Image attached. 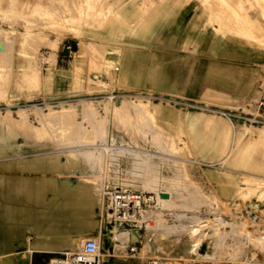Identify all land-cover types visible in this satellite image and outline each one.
I'll use <instances>...</instances> for the list:
<instances>
[{
    "label": "rangeland",
    "instance_id": "obj_1",
    "mask_svg": "<svg viewBox=\"0 0 264 264\" xmlns=\"http://www.w3.org/2000/svg\"><path fill=\"white\" fill-rule=\"evenodd\" d=\"M60 6L62 16L58 9L42 11L35 6L27 14L22 7L18 15L28 28H0V57L31 56L51 64L59 56L88 58L91 76L83 93L64 100L35 99L31 105H38L39 111H17L16 118L5 110L12 100L9 70L0 66V191L40 189L38 200L45 195L47 203L64 181L77 185L92 178L101 186L102 201L105 188L155 192L143 187L149 173L164 184H176L166 206L174 210L148 220L141 217V238L129 241L122 257L136 262L142 256L146 264L157 257L171 264H264V199H257L264 192V139L257 133L264 130V118L256 109L264 98V0H62ZM157 30L161 35L154 33ZM19 41L21 54H16ZM39 82V75L32 74L17 86L22 91L27 83L36 90ZM254 118L258 120L253 122ZM233 125L249 127L238 142L228 132ZM14 135L59 140L61 146L94 143L84 147L107 148L102 156H108L97 172L86 168L89 158L80 159L78 153L73 161L62 154L50 160L41 155L17 160L16 155L3 154L9 149L3 142ZM171 139L182 144L173 154L164 150ZM241 205L245 209L237 211ZM221 207L235 208L224 219L230 224L215 233L207 226L194 250L182 247L192 245L190 235L183 241L160 236L165 221H176L175 213L208 223L216 220ZM75 220L79 226L85 218ZM85 227L79 228V248L94 237L101 244L100 257L110 256L103 230L113 225L100 215L95 230ZM28 229L17 230L10 244L2 234L1 250L18 249L14 264H52L53 255L67 259L79 250L72 249L69 239L39 243ZM134 242L139 253L132 256L127 248Z\"/></svg>",
    "mask_w": 264,
    "mask_h": 264
},
{
    "label": "bare ground",
    "instance_id": "obj_2",
    "mask_svg": "<svg viewBox=\"0 0 264 264\" xmlns=\"http://www.w3.org/2000/svg\"><path fill=\"white\" fill-rule=\"evenodd\" d=\"M92 1H94V0H92ZM102 6H104V5H102ZM54 7H56V6H54ZM65 10H66V6H65ZM88 10H89V8H88ZM221 10H222V8H221ZM92 16H93V14H92ZM232 16H233V14H232ZM238 21H239V19H238ZM109 62L110 63H108L107 66L110 69L111 66H113L112 62H115V61L112 59ZM84 105H86V103H84ZM141 110H143V109H141ZM20 111L23 112V110H20ZM145 112L147 113L148 111L146 110ZM142 113H144V112H142ZM141 118H143V117L141 116ZM146 118H148V117H146ZM248 129H249V127H247L245 125H243V126H241V125L234 126L233 125L232 127L228 128V132H230V131L233 132V136H232L231 140L235 139V141L238 142L241 134L245 130H248ZM159 132H160V130H159ZM257 133L259 134L260 138L264 139V130H258ZM131 136H132V134H131ZM99 144L103 145L102 143H99ZM236 144H235V146H236ZM180 145H182V144L176 143L174 139H171V140L167 141L166 148H164V150H166L167 152H171L173 154L174 152H176L175 150L179 149ZM106 149L105 148L104 149L95 148L92 150L89 149V150L82 152V153L80 152V154H81L80 159H84L85 157L89 158V160L86 164V168H88L94 172H97V170L100 171L101 168L103 167V163L106 162V161H103L104 157L106 158L108 156V155L104 156V157L102 156V152H103L102 150L106 151ZM107 150H109V149H107ZM166 151H164V152H166ZM61 153H63V152H61ZM240 153H239V155H240ZM63 154L65 156V159H67L68 161H73L72 159L74 158V156L76 154V150H74V152H68V153H63ZM135 154L139 155V153H135ZM167 156H169V155H167ZM56 159L59 160V157H56ZM227 161H226V163H227ZM245 181H247V180H245ZM80 182H81L80 184L75 185V184L71 183L70 181H64L60 186L57 185L53 189V191L50 193V195L48 196L50 201L47 200V203H45L46 199H47L45 197V195H44L43 201L39 202L38 194L40 192V189H34V188L30 187L26 191H23L22 193H19L18 191L13 190V189H5L3 191H0V212L2 211V214H3V219L0 220V242L3 239L2 234L6 233L8 236L7 240L10 244V242L16 238L15 235H16L17 230H20V229L23 230V228L28 227L29 228L28 231L33 235V238L35 239V241H38L39 243H43L46 241L47 242H59V241H63V240L65 241V240L69 239L70 246L72 247V249H78L79 245L81 244V240H82L79 237V235H80L79 234V231H80L79 228L86 226L85 228L88 227L87 228L88 230H90L91 228H93V230H95L98 227L100 215L102 218H104V219L106 218L105 214H104V210H103V199L101 201V196H100L101 195V186H100L99 182L95 181L92 178L85 179V180L80 181ZM142 183H143V187L145 189L154 190L156 192V194L158 195V200H159V203H158L159 206L158 207L151 208L150 210H147L146 212H144L142 214V217L144 219L148 220V219H150V217H149L150 215H154L157 213H159V214L160 213H166V212H170V211L172 212L174 210V209L171 210L170 207L167 208L170 205L169 203L171 202L172 193L174 194L173 187H176V184L174 182L167 181L164 184L160 177H152L149 175V173H147L145 175V179L142 180ZM117 184H119V183H117ZM65 196H67V199L65 198ZM196 197H198V196H196ZM58 199H63V200L61 202V200L57 201ZM257 199L259 201H263L264 192ZM195 200H196V198H195ZM199 202H200V200H199ZM172 204H171V206L173 207L174 202ZM148 211H149V213H147ZM197 213L199 214L201 212L198 211ZM175 215L177 218V219L175 218L176 221H174V222L173 221H171V222L165 221V223L160 227V229H161L160 230V236L164 239H171V240L176 238V237H180V238H183V239H181L183 241L187 237L186 235H188V236L190 235L189 238L194 239V240L191 239L192 245L191 246H187V244L185 246L183 245L182 247L184 249L190 248V249L194 250L196 247V244H197V240L200 239L199 237H201V234L204 233L203 229L205 230V228L207 226H209L210 229L212 231H214V233H215L219 230L221 231L222 229H225L227 227L226 224H230V221H226L223 218H219V217H217L216 220L213 222L211 221V222L205 223L204 220L201 221V217H197V216L188 217L187 214H176V213H175ZM173 216H174V214H173ZM76 217H82V218H85V220L81 221L80 225L78 226L79 222H75ZM24 218H27V220L25 223H22V219H24ZM170 219H171V217H170ZM150 222H151V225L155 226V221L151 220ZM209 224H211V225H209ZM231 226H232V224H231ZM235 226H237V224H235ZM113 227H112V229L110 227H105L103 230L104 243L106 245V248H108L110 251V256L105 257L104 259L101 258V264H137L133 260L122 257V252L125 250L126 244L129 241L140 240V238H141L140 229L137 227V229H134V230L119 231V229L116 228V225H113ZM233 227L234 226H232V228ZM235 228H237V227H235ZM241 233H244V231L243 232L241 231ZM248 235L250 236V234H248ZM73 237H76V238H73ZM100 245L101 244L99 242V248H100ZM201 248L203 250H205L207 248V246L202 245ZM16 250H18V249H13V248H9L6 250L0 249V264H14L15 251ZM51 262H52V264H68L67 259H62L61 257L54 256V255L51 257Z\"/></svg>",
    "mask_w": 264,
    "mask_h": 264
},
{
    "label": "crops",
    "instance_id": "obj_3",
    "mask_svg": "<svg viewBox=\"0 0 264 264\" xmlns=\"http://www.w3.org/2000/svg\"><path fill=\"white\" fill-rule=\"evenodd\" d=\"M60 1L62 0H0V28H28L23 25V20L20 19L23 17L18 15V11H20L22 7L27 14L30 13L35 6L42 11L53 12L54 9H58V15L62 16L61 12L63 8L60 6ZM154 33L161 35L162 31L157 30L154 31ZM182 40L186 41L187 39L183 38ZM19 45L20 41L16 46V54H21L17 51L20 47ZM205 62L206 64L208 63V61ZM205 62L199 60L194 61L193 64H204ZM190 63V61L185 62V64ZM89 65V59L83 57L70 60L66 59V57L59 56L56 59V64H51L46 59L36 60V58L31 56L28 57L23 55H16V57L11 59L0 57V66L9 70V75H7V80L9 81V85H7L9 88L8 97L12 99L11 103L5 106V110H10L13 113L12 115L17 118V111L20 110L29 113L35 110L39 111L40 107L38 105H31L35 99L39 98L46 101L51 98H63L64 100L71 98L75 94L83 93L86 91V80L88 76H91V68ZM32 74H37L40 77L38 89L35 90L31 88L29 84L24 83L22 84L23 90L19 91L17 86L18 82ZM81 81L85 83H81ZM83 101L87 103L90 99ZM61 143L62 142L59 140H37V138L30 136L18 137L14 135L3 142V144L9 146V149L3 154L19 156H15L17 160H31L34 155H41L42 157H46L44 159L50 160V157L53 155H64L63 153L74 152V150H76V153L80 154V152L82 153L89 150L88 147L84 146L94 144L69 142L66 146H61ZM146 261L147 259L142 256L136 259L137 264H146Z\"/></svg>",
    "mask_w": 264,
    "mask_h": 264
},
{
    "label": "built area",
    "instance_id": "obj_4",
    "mask_svg": "<svg viewBox=\"0 0 264 264\" xmlns=\"http://www.w3.org/2000/svg\"><path fill=\"white\" fill-rule=\"evenodd\" d=\"M256 109L264 118V98L256 103ZM257 120L254 118L253 122ZM102 197L105 217L110 224L118 227L127 225L139 227L142 214L158 202V195L155 192L131 188H105ZM244 209V205H241L237 208V211H243ZM231 211H235V208ZM231 211L229 209L225 211L221 207L217 210L216 215L225 219L230 216ZM141 226L142 224H140ZM100 251L99 241L94 237H89L84 240L79 250L68 256V264H101ZM127 251L132 256L137 255L139 253L137 243L129 244ZM148 264H171V261L157 257L150 260Z\"/></svg>",
    "mask_w": 264,
    "mask_h": 264
},
{
    "label": "water",
    "instance_id": "obj_5",
    "mask_svg": "<svg viewBox=\"0 0 264 264\" xmlns=\"http://www.w3.org/2000/svg\"><path fill=\"white\" fill-rule=\"evenodd\" d=\"M37 264H42V263H37Z\"/></svg>",
    "mask_w": 264,
    "mask_h": 264
}]
</instances>
